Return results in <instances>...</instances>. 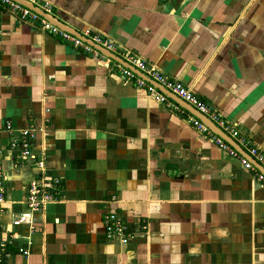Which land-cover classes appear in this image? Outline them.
I'll use <instances>...</instances> for the list:
<instances>
[{"label":"crops","instance_id":"0c3cea01","mask_svg":"<svg viewBox=\"0 0 264 264\" xmlns=\"http://www.w3.org/2000/svg\"><path fill=\"white\" fill-rule=\"evenodd\" d=\"M46 1L82 37H108L191 88L264 156V0ZM114 62L0 16L3 264H264L256 172L199 133L174 96L148 97ZM44 115L42 173L59 180V199L14 226L39 170L14 166L5 124L24 130ZM108 212L130 232L147 228L120 244L105 235Z\"/></svg>","mask_w":264,"mask_h":264},{"label":"built area","instance_id":"2783aa9c","mask_svg":"<svg viewBox=\"0 0 264 264\" xmlns=\"http://www.w3.org/2000/svg\"><path fill=\"white\" fill-rule=\"evenodd\" d=\"M27 1L44 13H50L51 5L48 1ZM3 13H8L20 22L35 26L44 33L57 37L62 42L70 44L74 49H80L83 52L91 54L96 60L107 63L111 62L110 58L101 54L91 44L114 54L143 75L139 76L130 69L114 62L117 64V69L123 81L132 82L135 88L144 90L148 97L159 103L166 104L169 102L166 95L161 92V90H163L165 93L176 96L179 100L192 107L197 113L205 117L208 122L212 123L221 132L226 134L241 150H243L244 153L240 154L219 135L213 132L206 124L201 122L195 116H191L189 117V122L195 127V129L199 133L207 136L217 147L227 151L229 155L237 158L245 169L255 171L257 180L262 182L264 186V176L246 159V157H250L255 162L264 164L263 154L257 147H254V145L251 144V141H249L244 134L240 133L228 123L217 110L198 99L191 88L185 87L180 82L169 78L163 74L159 68L147 64L144 60L130 52H117L115 44L108 37L101 34L89 31L84 38L90 43L84 42L82 39L59 29L45 20L42 16L13 0H0V16ZM46 112L47 110H44V114ZM47 129L48 121L45 115L42 117L38 126H30L28 129L24 130H15L9 122L5 124V130L9 133L8 149L13 153L15 159L14 166L17 167L22 162L32 160L36 168L39 170L37 176L28 183L26 188L25 204L28 211L21 213L13 220L12 224L14 226L19 224H30L32 213L43 211L48 203H53L59 199V180L47 178L42 173L45 164L44 151L47 148L45 140L48 131ZM36 134L42 137V142L38 146L35 142ZM37 148H39V153H37ZM5 198L6 188L4 186V175L0 165V207L5 204ZM102 225L108 239H118L119 243L123 245L127 244L133 237L143 235L142 231H145L147 228L146 224H144L140 231L135 233L130 232L121 217L113 212H108L103 215ZM26 253L27 252H24V254ZM0 264H3L1 257Z\"/></svg>","mask_w":264,"mask_h":264},{"label":"water","instance_id":"95a60500","mask_svg":"<svg viewBox=\"0 0 264 264\" xmlns=\"http://www.w3.org/2000/svg\"><path fill=\"white\" fill-rule=\"evenodd\" d=\"M25 7H27L28 9H30L31 11L35 12L36 14L42 16L45 20H47L48 22L52 23L53 25H55L56 27H58L61 30H64L65 32H68L70 34H72L73 36L82 39L84 42L90 43L89 41L86 40V38L82 37L80 34H78L75 30H73L71 27L64 25L62 22H60L56 17H54L53 15H50L48 13H44L43 11H41L40 9H38L37 7H35L34 5H32L30 2H28L27 0H13ZM96 50H98L99 52L103 53L104 55L108 56V58H110L111 60L121 64L122 66L130 69L131 71H133L135 74L141 76L142 74H140L139 72H137L133 67L127 65L125 62H123L120 58H118L117 56H115L114 54L105 51L104 49L91 44ZM143 76V75H142ZM143 78V77H142ZM161 92L165 91L161 90ZM168 95V93H166ZM170 96V95H169ZM174 95H172L173 97ZM174 98H176L181 104H183L182 106H185L186 109L192 114L194 115L196 118H198L201 122H203L204 124H206L213 132H215L217 135H219L225 142H227L230 146H232L236 151H238L240 154L244 153L242 150H238L234 145L235 143L223 132H221L218 128H216L212 123L208 122V120L203 117L202 115H200L199 113H197L192 107L188 106L187 104H185L184 102H182L181 100H179L176 96H174ZM242 151V152H241ZM246 155V154H245ZM247 158V157H246ZM250 158V157H249ZM251 161H253V165L254 167L262 174L264 175V167L259 165L257 162H255L252 158H250Z\"/></svg>","mask_w":264,"mask_h":264}]
</instances>
